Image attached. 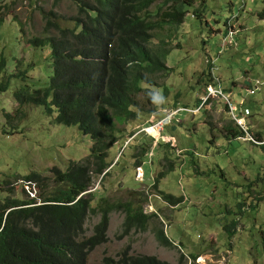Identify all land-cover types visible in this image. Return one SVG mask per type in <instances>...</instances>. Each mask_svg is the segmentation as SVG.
I'll list each match as a JSON object with an SVG mask.
<instances>
[{"label": "rangeland", "instance_id": "rangeland-1", "mask_svg": "<svg viewBox=\"0 0 264 264\" xmlns=\"http://www.w3.org/2000/svg\"><path fill=\"white\" fill-rule=\"evenodd\" d=\"M161 1L150 8L152 21H161L173 6L163 4L156 13ZM247 1L244 7V0H185L183 23L154 30V42L170 41L169 70L158 74V85L151 88L154 103L147 92L138 95L143 112L137 110L136 118L120 126L125 132L107 153L109 175L104 180L93 176L88 191L93 207L103 197L113 202L146 198L145 213L156 216L146 231L119 239L125 216L113 212L110 241L91 252L88 264H103L104 257L115 258L128 246L133 256H156L170 264H264V149L249 138L264 140V86L248 94L250 81L264 79V4ZM77 14L73 0H0V58L8 59V75L27 72L0 95V203L7 198L40 201L55 189L52 167L65 171L90 153L92 142L77 127L55 124L43 107L21 106L15 97L25 85L46 87L52 74L50 48H35L31 40L58 36L50 22L73 27ZM217 84L226 98L207 92ZM175 100L176 108L186 109L165 126L158 143L139 132L163 117L164 109L176 112ZM227 100L237 107L236 115L246 118L244 130L236 126ZM228 128L247 132L233 138ZM163 171L159 189L182 198L177 206L152 186ZM33 174L41 179L25 180ZM99 221L100 214L90 215L88 236ZM159 230L173 243L170 247L158 241Z\"/></svg>", "mask_w": 264, "mask_h": 264}, {"label": "trees", "instance_id": "trees-1", "mask_svg": "<svg viewBox=\"0 0 264 264\" xmlns=\"http://www.w3.org/2000/svg\"><path fill=\"white\" fill-rule=\"evenodd\" d=\"M73 1L78 7V14L72 18L73 27L50 22L59 30L58 36L31 40L35 48L49 47L51 50L52 74L47 86L33 89L25 85L18 89L15 97L21 106L43 107L55 124L77 127L90 138V153L82 161L72 162L65 171L52 167L55 189L40 201L37 198H7L0 203V264H88L91 252L110 241L108 231L113 212L125 216L124 231L119 239L134 231H146L156 216L145 213L146 198L113 202L103 197L93 207V193L87 191L93 176H101L112 165L106 161L107 153L125 132L120 126L136 118L137 110L143 112L138 95L147 92L154 103L156 98L151 96L155 92L151 88L158 85V74L169 70L165 58L171 49L166 47L170 41H153L154 30L166 23L171 26L183 23L188 2L162 0L156 13L163 4L172 2L173 6L170 5L171 10L165 12L161 21H152L150 8L156 0ZM3 23L0 20V27ZM7 69L8 59L3 55L0 58V95L10 90L14 78L27 77V72L8 75ZM166 95L167 92L164 97ZM172 107H177V100ZM227 130L233 138L246 132ZM257 138L259 144L251 142L264 149V140ZM145 152L144 147L142 153ZM109 172L103 174V180ZM165 174L160 172L152 186L164 200L177 206L182 198L159 189V180ZM40 179L39 174L25 177L30 183ZM91 214H100V221L88 236L86 225ZM229 227H225L226 230L233 232ZM157 239L167 247L173 244L164 230L158 231ZM130 253L128 246L115 258L104 257L102 263L170 264L156 256Z\"/></svg>", "mask_w": 264, "mask_h": 264}, {"label": "built area", "instance_id": "built-area-1", "mask_svg": "<svg viewBox=\"0 0 264 264\" xmlns=\"http://www.w3.org/2000/svg\"><path fill=\"white\" fill-rule=\"evenodd\" d=\"M263 4H264V0H260ZM255 0H253L252 3H254ZM249 2L247 0H244V7L247 6ZM218 82V79H216ZM251 87L248 88V93L249 95H255L257 92H259L262 88V86H264V80H255V81H250ZM209 85L207 87L208 93L210 96H223L224 98H226L224 96V93L222 91V89L220 88V85ZM228 101V105H229V109L231 110L232 114H233V120L236 123V125H238L239 127H241L243 130L246 127V118L241 114V116H238L235 114V112L237 111V107L235 105L232 104V102L230 100ZM184 109L179 108L176 112L172 113V110L169 109H164V113L165 115L161 118H157L156 120H152L150 122V124L148 126L142 127V129L139 132H146L148 134H151L153 136L156 137V142L158 143L159 139L162 137V132L164 131L165 126L172 120L175 118L176 115H178L181 111H183ZM195 112V111H194ZM248 110H246V114H248ZM246 131V130H245ZM247 132V131H246ZM133 138V136L131 137ZM249 138L252 142L258 143L254 138H252L249 135ZM129 143V141H127ZM144 173L142 172L141 168L138 169V176L139 178L142 180Z\"/></svg>", "mask_w": 264, "mask_h": 264}, {"label": "clouds", "instance_id": "clouds-1", "mask_svg": "<svg viewBox=\"0 0 264 264\" xmlns=\"http://www.w3.org/2000/svg\"><path fill=\"white\" fill-rule=\"evenodd\" d=\"M207 92H208V90H207ZM193 111H195V110H193ZM197 111H198V109H197ZM144 127H145V126H144ZM132 136H133V135H132ZM132 136H131V137H132ZM131 137H130V139H131ZM133 138H134V137H133ZM126 141H129V140L126 139ZM158 142H159V141H158ZM167 142L171 143V141H167ZM126 144H127V143H126ZM111 166H112V165H110L109 167L111 168ZM140 166L142 167V165H140ZM102 175H103V174H102ZM143 176H144V175H143ZM87 192H90V191H87Z\"/></svg>", "mask_w": 264, "mask_h": 264}, {"label": "water", "instance_id": "water-1", "mask_svg": "<svg viewBox=\"0 0 264 264\" xmlns=\"http://www.w3.org/2000/svg\"><path fill=\"white\" fill-rule=\"evenodd\" d=\"M109 170V169H108ZM108 171H105L103 174H106Z\"/></svg>", "mask_w": 264, "mask_h": 264}]
</instances>
